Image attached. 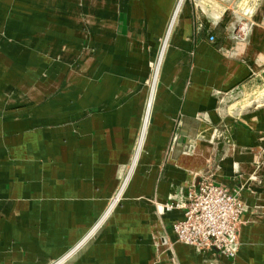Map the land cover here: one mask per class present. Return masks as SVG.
I'll return each mask as SVG.
<instances>
[{"label":"crops","instance_id":"1","mask_svg":"<svg viewBox=\"0 0 264 264\" xmlns=\"http://www.w3.org/2000/svg\"><path fill=\"white\" fill-rule=\"evenodd\" d=\"M202 1L0 0V264H264V103L239 100L264 79V0ZM204 178L239 190L232 260L176 244L161 210Z\"/></svg>","mask_w":264,"mask_h":264},{"label":"built area","instance_id":"2","mask_svg":"<svg viewBox=\"0 0 264 264\" xmlns=\"http://www.w3.org/2000/svg\"><path fill=\"white\" fill-rule=\"evenodd\" d=\"M201 6L202 0H191ZM246 16V15H244ZM247 17V16H246ZM240 21V28L236 31L237 40L248 34V26ZM212 43L214 38L209 37ZM165 41L162 44L164 49ZM163 51V50H161ZM159 72L158 63L152 68L149 82V102L146 110L150 108L152 94L157 82ZM146 122H144V125ZM176 141V138H174ZM141 142V138L140 141ZM125 177L118 189L112 203H118V198L126 186ZM167 204L161 206V210L170 212L182 211L183 219L172 226L175 243L194 248L198 253L214 252L226 259H234L239 249V232L241 217L245 211L241 202L239 190L230 191L227 188L214 184L210 178H204L197 184L189 187L184 200L175 202L169 198ZM162 246L171 247L166 238L161 240ZM65 260L51 262L50 264H64Z\"/></svg>","mask_w":264,"mask_h":264},{"label":"rangeland","instance_id":"3","mask_svg":"<svg viewBox=\"0 0 264 264\" xmlns=\"http://www.w3.org/2000/svg\"><path fill=\"white\" fill-rule=\"evenodd\" d=\"M251 8H245V6H236V8L232 9L233 18L236 19L235 25V33L240 28V26H237L239 22L247 21L246 18H252L253 13L250 12ZM246 15V16H244ZM150 81V80H149ZM254 88H252V85L249 88H246V91L241 92L239 95L240 101H246L248 105L246 106H253V105H261L264 103V79L260 80L256 85H253ZM243 102V103H244ZM117 204V203H116ZM116 204L112 203L110 204V207L115 206Z\"/></svg>","mask_w":264,"mask_h":264},{"label":"clouds","instance_id":"4","mask_svg":"<svg viewBox=\"0 0 264 264\" xmlns=\"http://www.w3.org/2000/svg\"><path fill=\"white\" fill-rule=\"evenodd\" d=\"M99 232V229H95L94 232L86 234L80 241L79 246H83L84 248L87 247L88 244L92 242L93 236Z\"/></svg>","mask_w":264,"mask_h":264}]
</instances>
